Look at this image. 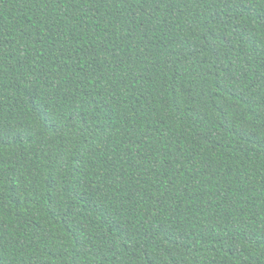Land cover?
<instances>
[{"label":"trees","instance_id":"16d2710c","mask_svg":"<svg viewBox=\"0 0 264 264\" xmlns=\"http://www.w3.org/2000/svg\"><path fill=\"white\" fill-rule=\"evenodd\" d=\"M0 264H264V0H0Z\"/></svg>","mask_w":264,"mask_h":264}]
</instances>
